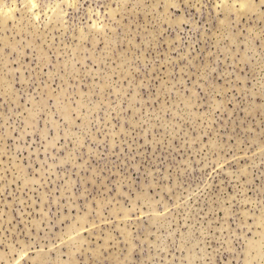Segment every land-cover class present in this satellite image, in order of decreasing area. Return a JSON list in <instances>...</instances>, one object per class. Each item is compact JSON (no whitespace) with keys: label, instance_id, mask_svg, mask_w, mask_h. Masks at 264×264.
<instances>
[{"label":"rangeland","instance_id":"rangeland-1","mask_svg":"<svg viewBox=\"0 0 264 264\" xmlns=\"http://www.w3.org/2000/svg\"><path fill=\"white\" fill-rule=\"evenodd\" d=\"M0 264H264V0H0Z\"/></svg>","mask_w":264,"mask_h":264}]
</instances>
